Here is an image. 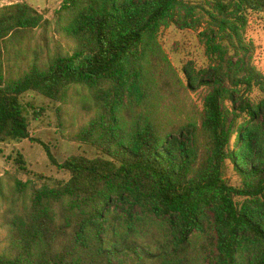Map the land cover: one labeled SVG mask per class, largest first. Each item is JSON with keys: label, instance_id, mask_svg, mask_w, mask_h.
<instances>
[{"label": "trees", "instance_id": "obj_1", "mask_svg": "<svg viewBox=\"0 0 264 264\" xmlns=\"http://www.w3.org/2000/svg\"><path fill=\"white\" fill-rule=\"evenodd\" d=\"M18 2L0 7V58L11 36L46 23ZM64 4L54 63L45 69L36 59L16 80L0 73V143H38L68 175L54 183L37 175L44 188L32 205L6 212L0 264H264V75L237 63L229 76L221 59L198 79L180 73L160 41L173 24L200 27L194 16L203 11L209 49L221 34L241 42L252 18L264 30V0ZM75 84L91 92L77 141L93 155L60 164L31 137L23 98L59 103ZM202 87L200 111L191 91ZM28 105L36 119L46 112ZM14 161L33 174L21 153Z\"/></svg>", "mask_w": 264, "mask_h": 264}, {"label": "rangeland", "instance_id": "obj_2", "mask_svg": "<svg viewBox=\"0 0 264 264\" xmlns=\"http://www.w3.org/2000/svg\"><path fill=\"white\" fill-rule=\"evenodd\" d=\"M64 1L25 0L44 15L46 23L32 31L18 32L7 40L0 58V73L5 79H19L36 59L45 69L54 63L59 46L64 44L60 33V14L65 7ZM17 3L18 0H0V7ZM194 20H200L201 26L182 30L173 24L160 35L166 54L180 73L183 68H187L200 79L205 69L217 66V60L222 59V72L229 76H235L237 63L240 68L244 65L245 68H253L264 75V30L255 19H251V25L243 33L241 42L221 34L215 39L217 47L214 50L209 49L210 37H213L208 25L209 17L201 11L195 14ZM237 73L239 77H243L246 71ZM226 86L234 88L229 79ZM207 94L206 87L191 91L195 107L200 111L204 108V98ZM257 97L258 92H255L249 95L248 99L257 101ZM23 102L25 115L30 122L31 137L47 144L60 164L73 154L93 155L89 146L77 141L78 133L89 116L85 105L92 102L88 88L80 84L68 87L59 103H51L34 93L26 94ZM30 103L44 108L45 114L36 119L34 110L28 105ZM232 140H235V134ZM18 153L24 156L28 168L33 172L32 175L18 170L14 161ZM37 175L52 179L53 183L68 177L51 164L40 144L30 140L0 143V246L4 245L8 236L2 225L6 212L12 208L27 209L33 203L34 193L43 190L44 184ZM230 178L232 182L237 183L232 173Z\"/></svg>", "mask_w": 264, "mask_h": 264}]
</instances>
